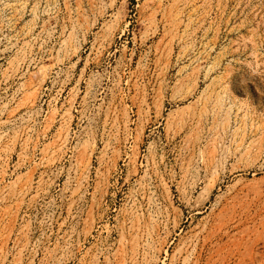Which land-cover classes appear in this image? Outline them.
I'll return each instance as SVG.
<instances>
[{
    "label": "rangeland",
    "instance_id": "rangeland-1",
    "mask_svg": "<svg viewBox=\"0 0 264 264\" xmlns=\"http://www.w3.org/2000/svg\"><path fill=\"white\" fill-rule=\"evenodd\" d=\"M0 264H264V0H0Z\"/></svg>",
    "mask_w": 264,
    "mask_h": 264
}]
</instances>
